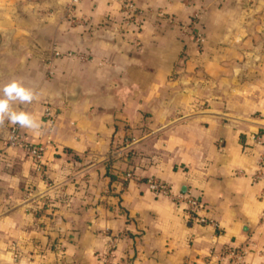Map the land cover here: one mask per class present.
Here are the masks:
<instances>
[{
  "label": "crops",
  "instance_id": "crops-1",
  "mask_svg": "<svg viewBox=\"0 0 264 264\" xmlns=\"http://www.w3.org/2000/svg\"><path fill=\"white\" fill-rule=\"evenodd\" d=\"M70 3L0 0V87L32 89L14 108L42 124L0 129V264H206L231 243L264 264V0ZM14 128L41 166L8 143ZM149 178L191 192L219 229Z\"/></svg>",
  "mask_w": 264,
  "mask_h": 264
},
{
  "label": "built area",
  "instance_id": "built-area-1",
  "mask_svg": "<svg viewBox=\"0 0 264 264\" xmlns=\"http://www.w3.org/2000/svg\"><path fill=\"white\" fill-rule=\"evenodd\" d=\"M81 0H71L69 12L79 5ZM125 16L123 18L124 26H132L134 29H138L140 26L139 18L136 16L135 7L132 3L125 2ZM195 18H198L197 15ZM170 23H173V18L169 19ZM195 24V21H194ZM199 43L203 42L202 37L196 36ZM70 56V55H68ZM47 115H49L47 111ZM262 140H260L261 142ZM8 143L10 145H21L25 153L31 158L33 163L38 167L41 166L43 162V149L35 145H25L21 142L17 129L14 128L8 138ZM136 143L135 138H130L126 140L127 145H134ZM127 177H132L128 174ZM254 180L261 181L263 183L262 191L260 193V198L264 202V158L259 163L257 171L253 177ZM148 191L156 197L164 196L169 198L175 205L181 207L184 217L187 221H192L202 226L212 227L219 229L218 223L211 217L202 214L203 206L201 201L195 197L191 192L186 193H175L171 189L170 185L164 184L154 178H149L146 181ZM261 220L264 222V209L261 214ZM59 253V251H57ZM215 253H209L207 256L206 264H244L245 259L248 254L246 245H235L234 243L228 244L223 247V249L214 255ZM111 255L107 254L104 256L100 264H110Z\"/></svg>",
  "mask_w": 264,
  "mask_h": 264
},
{
  "label": "clouds",
  "instance_id": "clouds-1",
  "mask_svg": "<svg viewBox=\"0 0 264 264\" xmlns=\"http://www.w3.org/2000/svg\"><path fill=\"white\" fill-rule=\"evenodd\" d=\"M37 99L38 95L32 89L26 88L17 80L0 87V129L4 128L7 121L10 126H19L36 136L41 135V122L33 114L14 108L17 102L31 104Z\"/></svg>",
  "mask_w": 264,
  "mask_h": 264
}]
</instances>
